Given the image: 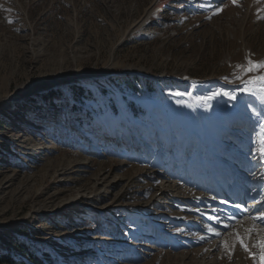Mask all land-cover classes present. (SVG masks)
<instances>
[{
  "label": "rangeland",
  "instance_id": "obj_1",
  "mask_svg": "<svg viewBox=\"0 0 264 264\" xmlns=\"http://www.w3.org/2000/svg\"><path fill=\"white\" fill-rule=\"evenodd\" d=\"M249 60L264 0H0V264H264Z\"/></svg>",
  "mask_w": 264,
  "mask_h": 264
},
{
  "label": "snow or ice",
  "instance_id": "obj_2",
  "mask_svg": "<svg viewBox=\"0 0 264 264\" xmlns=\"http://www.w3.org/2000/svg\"><path fill=\"white\" fill-rule=\"evenodd\" d=\"M233 2L235 3V0H233ZM248 65H249L248 67H245L243 65H238L237 67L240 69V72L244 75H246L249 72L256 71L258 69H264V61L256 63V62L249 60ZM236 78L242 80L243 76L238 74ZM257 82H259L260 84V91L264 92V76H259L256 79L246 81L245 83L248 85H254ZM243 91L251 95L256 94L253 87L251 86L246 87ZM177 95H180V93H177ZM219 95L227 96L231 100H235L237 98L234 93L217 91V92H214L212 96L206 97V99L211 100L213 97L219 96ZM256 158H258L260 161H264V129H262L261 132L258 134L257 146H256ZM261 178L264 179V177H261ZM259 218H264V212L261 213V217ZM216 234L219 235V233H216ZM237 239L239 243L244 247L245 251H248L247 244H245L243 238H241L238 234H237ZM260 246L264 248V243H261Z\"/></svg>",
  "mask_w": 264,
  "mask_h": 264
},
{
  "label": "bare ground",
  "instance_id": "obj_3",
  "mask_svg": "<svg viewBox=\"0 0 264 264\" xmlns=\"http://www.w3.org/2000/svg\"><path fill=\"white\" fill-rule=\"evenodd\" d=\"M252 205V207L254 206V205H256V203L254 204V203H252L251 204ZM235 209H237V210H239L241 213L239 214L240 216H243L245 213H247V209H245L244 208V206H240L239 204H237L235 207H234ZM254 208V207H253ZM237 213V212H236ZM236 215V214H235ZM238 220V219H237ZM250 224V223H249ZM261 227V226H260Z\"/></svg>",
  "mask_w": 264,
  "mask_h": 264
},
{
  "label": "trees",
  "instance_id": "obj_4",
  "mask_svg": "<svg viewBox=\"0 0 264 264\" xmlns=\"http://www.w3.org/2000/svg\"><path fill=\"white\" fill-rule=\"evenodd\" d=\"M35 259H37L36 257H34ZM9 260H12V259H9Z\"/></svg>",
  "mask_w": 264,
  "mask_h": 264
}]
</instances>
